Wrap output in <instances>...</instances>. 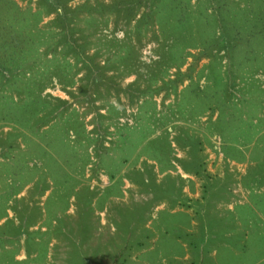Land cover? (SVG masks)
Segmentation results:
<instances>
[{"label":"rangeland","instance_id":"1","mask_svg":"<svg viewBox=\"0 0 264 264\" xmlns=\"http://www.w3.org/2000/svg\"><path fill=\"white\" fill-rule=\"evenodd\" d=\"M14 1L42 38L0 90V264H264V72L248 92L235 74L253 103L232 133L207 106L223 57L166 52L157 26L103 11L78 20L79 60L53 14Z\"/></svg>","mask_w":264,"mask_h":264},{"label":"trees","instance_id":"2","mask_svg":"<svg viewBox=\"0 0 264 264\" xmlns=\"http://www.w3.org/2000/svg\"><path fill=\"white\" fill-rule=\"evenodd\" d=\"M70 1L37 0L38 11L34 12V16L38 18L39 13L40 17L42 9L45 15L53 14L49 23L53 25L52 29L57 28V43L64 46L65 52L74 53L79 60L83 59L81 54L89 53L91 47L89 33L78 25V20L93 18L103 11L114 12L116 18L123 17L124 22L134 20L133 26L137 31L157 26L166 52L179 55L194 47L199 49L198 56L208 57L209 62L218 55L223 57L224 64L217 65L218 70L215 69L219 74L215 80L220 88L207 106L218 111L216 121L226 131L234 133L243 128L240 123L242 118H239L242 115L236 111L242 108L238 107V103L243 106L245 103L242 100L253 102L247 96L237 98L230 87L234 84L235 74L241 70L243 76L249 78L243 86L247 92L250 87H259L251 76L258 71L264 72V0H83L74 4ZM21 11L14 0H0V90L5 89L12 79V65L9 64L14 61L13 53H26L23 46L31 41L27 40L29 37L42 38L38 33L41 28L35 24L36 19L29 25ZM154 37L159 39L155 31ZM182 60L174 65L178 67V76L172 79L173 84L182 81L181 74L187 75L179 70ZM210 68L212 70V65ZM158 88L164 87L161 85ZM233 122L236 128L231 126ZM246 128L252 131L254 123L249 120ZM191 138L187 136L185 144L196 146ZM184 167L188 168V165Z\"/></svg>","mask_w":264,"mask_h":264}]
</instances>
